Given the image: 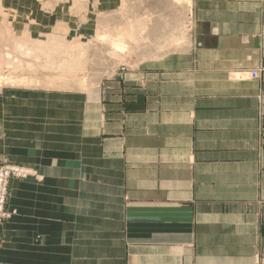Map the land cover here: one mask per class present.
Here are the masks:
<instances>
[{"label":"crops","instance_id":"1","mask_svg":"<svg viewBox=\"0 0 264 264\" xmlns=\"http://www.w3.org/2000/svg\"><path fill=\"white\" fill-rule=\"evenodd\" d=\"M189 45L93 91L0 98L1 264H264V0L190 1Z\"/></svg>","mask_w":264,"mask_h":264},{"label":"rangeland","instance_id":"2","mask_svg":"<svg viewBox=\"0 0 264 264\" xmlns=\"http://www.w3.org/2000/svg\"><path fill=\"white\" fill-rule=\"evenodd\" d=\"M190 1L0 0V98L93 91L121 68L183 49ZM3 164L27 171L25 178L10 179L9 192L13 179L35 176L30 167ZM9 205L10 197L11 220L16 211Z\"/></svg>","mask_w":264,"mask_h":264},{"label":"built area","instance_id":"3","mask_svg":"<svg viewBox=\"0 0 264 264\" xmlns=\"http://www.w3.org/2000/svg\"><path fill=\"white\" fill-rule=\"evenodd\" d=\"M264 71V62L251 73V77L257 79L259 73ZM264 146V141L262 143ZM27 171L18 166L3 164L0 165V227L7 222L13 213L8 209V202L10 197L9 183L14 176L25 178ZM2 242V235L0 233V243Z\"/></svg>","mask_w":264,"mask_h":264},{"label":"bare ground","instance_id":"4","mask_svg":"<svg viewBox=\"0 0 264 264\" xmlns=\"http://www.w3.org/2000/svg\"><path fill=\"white\" fill-rule=\"evenodd\" d=\"M116 44H117V43H116ZM115 48H116V49H120V46L116 45ZM115 48H114V49H115ZM116 49H115V50H116ZM77 67H78V66H77ZM75 70H76V69H75Z\"/></svg>","mask_w":264,"mask_h":264}]
</instances>
